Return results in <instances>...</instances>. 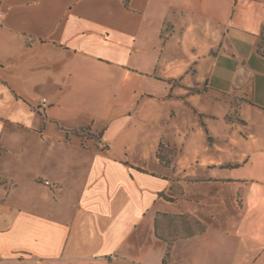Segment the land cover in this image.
Wrapping results in <instances>:
<instances>
[{"label":"crops","instance_id":"0c3cea01","mask_svg":"<svg viewBox=\"0 0 264 264\" xmlns=\"http://www.w3.org/2000/svg\"><path fill=\"white\" fill-rule=\"evenodd\" d=\"M0 15V264H264V0H0ZM202 96L227 109H185L191 131L243 134L225 161L163 165L179 136L165 107ZM160 215L201 228L168 242Z\"/></svg>","mask_w":264,"mask_h":264},{"label":"rangeland","instance_id":"374dc122","mask_svg":"<svg viewBox=\"0 0 264 264\" xmlns=\"http://www.w3.org/2000/svg\"><path fill=\"white\" fill-rule=\"evenodd\" d=\"M195 92L199 91L195 88L190 89L187 95ZM169 106L176 109V117L173 118L170 125L176 134L179 133V136L172 137V145H161L158 149L157 157L165 166H171L172 162H174L177 171L181 169L188 171L195 167H209L211 161L215 163L217 161H225L227 158L226 153L230 152L225 146L226 141L237 140L243 134L241 129L232 131L228 127H213L211 125L209 133H206L203 128L200 130L199 127H196L193 131L190 130V124H188L187 120L191 115L185 109L202 111L227 109L224 104L215 105L207 97L202 96L195 100L193 98L185 101L182 105L177 101H172L165 108L168 109ZM192 127L194 128V126ZM134 153L136 154V152ZM223 157L226 158L223 159ZM157 228L163 238L168 242H172L180 234L189 235L194 231L200 230L201 227L196 226L188 217L160 215Z\"/></svg>","mask_w":264,"mask_h":264},{"label":"built area","instance_id":"2783aa9c","mask_svg":"<svg viewBox=\"0 0 264 264\" xmlns=\"http://www.w3.org/2000/svg\"><path fill=\"white\" fill-rule=\"evenodd\" d=\"M244 4H247V1H244ZM0 18H1V15H0ZM44 102H45V100L42 101V103H44ZM45 184L48 185V182H46Z\"/></svg>","mask_w":264,"mask_h":264},{"label":"trees","instance_id":"16d2710c","mask_svg":"<svg viewBox=\"0 0 264 264\" xmlns=\"http://www.w3.org/2000/svg\"><path fill=\"white\" fill-rule=\"evenodd\" d=\"M263 53H264V51H263ZM169 255V249H168V252H167V254H166V257Z\"/></svg>","mask_w":264,"mask_h":264}]
</instances>
